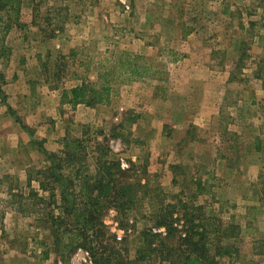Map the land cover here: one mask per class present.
<instances>
[{"label": "rangeland", "instance_id": "374dc122", "mask_svg": "<svg viewBox=\"0 0 264 264\" xmlns=\"http://www.w3.org/2000/svg\"><path fill=\"white\" fill-rule=\"evenodd\" d=\"M0 17V264H94L80 241L55 250L58 201L35 179L78 173L92 185L107 169L134 195L126 216L102 213L109 264H168L136 260L139 233L179 202L233 225L235 252L218 264H264V0H22L16 22ZM132 56L160 73L127 80ZM99 78L107 104L61 102ZM66 138L81 141L71 165ZM30 190L43 200L11 197Z\"/></svg>", "mask_w": 264, "mask_h": 264}, {"label": "trees", "instance_id": "16d2710c", "mask_svg": "<svg viewBox=\"0 0 264 264\" xmlns=\"http://www.w3.org/2000/svg\"><path fill=\"white\" fill-rule=\"evenodd\" d=\"M21 3L22 0H0V11L4 9L10 11L16 22ZM125 56L122 54L120 58ZM140 60L141 57L132 56L128 63H120L124 65L122 75L127 80H150L154 79L155 74L160 73L155 71L147 61ZM101 79L99 78L95 84H81L64 91L61 94V102L72 106L80 104L89 107L107 104L112 97V89L109 85L110 81ZM80 144L81 141L75 138L64 139L61 160L67 165L74 163V155ZM52 157L56 156L52 155ZM90 179L92 185H89L86 177L78 173H75L70 180L68 176L50 172L47 178L36 177L35 181L41 193L46 192L52 202L58 201L56 213H48L51 224L55 226L53 235L55 250L60 244L68 248L80 241L79 246L89 252L94 264H109L117 260L115 253L112 252L115 237L104 229L101 221L102 213L104 209L111 207L121 216H126L134 202V195L131 185L123 180L119 173L109 174L107 169L105 177L97 176ZM62 182L66 184L65 188H62ZM200 186L198 183L196 189L199 195L202 194ZM56 187L59 189L58 196ZM75 187H78L77 193L73 191ZM11 197L18 199L20 203L25 200L31 202L34 200L37 204L43 200L37 192L32 190L28 191L26 197H23L21 192L11 193ZM36 204L33 206H37ZM17 212H24V210L18 208ZM148 218L152 227L143 229L139 233L141 248L136 252V260L142 261L146 258V260L156 259L168 264H218V260L223 257L230 258L232 251L235 252L227 243V240H230L229 237L233 235V225H225L213 217L203 215L200 207L193 204L186 205L179 202L178 205H161L149 214ZM160 229L163 231L162 234L159 232ZM229 232L232 234H228ZM65 236H67V242L63 243ZM71 236L75 240L71 239ZM104 241L106 243L103 245ZM94 242L97 245L96 249L91 246Z\"/></svg>", "mask_w": 264, "mask_h": 264}, {"label": "built area", "instance_id": "2783aa9c", "mask_svg": "<svg viewBox=\"0 0 264 264\" xmlns=\"http://www.w3.org/2000/svg\"><path fill=\"white\" fill-rule=\"evenodd\" d=\"M118 239H119V236H118Z\"/></svg>", "mask_w": 264, "mask_h": 264}]
</instances>
